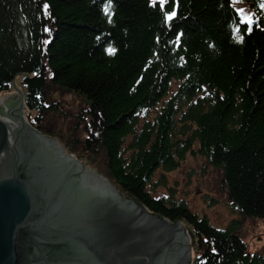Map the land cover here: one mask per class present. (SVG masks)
<instances>
[{
  "label": "trees",
  "instance_id": "1",
  "mask_svg": "<svg viewBox=\"0 0 264 264\" xmlns=\"http://www.w3.org/2000/svg\"><path fill=\"white\" fill-rule=\"evenodd\" d=\"M106 6L0 0V93L22 75L26 119L54 137L42 126L58 109L47 64L52 83L87 102L78 112L84 135L68 152L102 159L122 197L179 221L190 264H264L240 235V218H264V0H111L110 17ZM188 156L219 170L237 213L224 227L166 184ZM159 186L167 193L155 195Z\"/></svg>",
  "mask_w": 264,
  "mask_h": 264
},
{
  "label": "water",
  "instance_id": "2",
  "mask_svg": "<svg viewBox=\"0 0 264 264\" xmlns=\"http://www.w3.org/2000/svg\"><path fill=\"white\" fill-rule=\"evenodd\" d=\"M23 106L19 91L10 150L0 118V264H188L191 236L179 221L122 197L109 180L112 191L83 183V163L69 152L72 160L57 159L40 141L58 140L32 126Z\"/></svg>",
  "mask_w": 264,
  "mask_h": 264
},
{
  "label": "rangeland",
  "instance_id": "3",
  "mask_svg": "<svg viewBox=\"0 0 264 264\" xmlns=\"http://www.w3.org/2000/svg\"><path fill=\"white\" fill-rule=\"evenodd\" d=\"M239 13L242 20L249 19L248 14L241 9ZM45 68L48 99L54 101L58 109L57 111H50L43 117L42 126L47 130L49 135L54 136L52 138L58 140L65 152L68 153L66 145L72 147L74 145L73 139L76 136L81 138L84 135L82 127L84 121L79 119L80 114L78 112H81L86 107L87 102L83 95L78 94L75 90L52 83L49 79L50 69L47 64ZM22 77V75H17L14 78L13 81L16 89L12 86L11 90L0 93V97H5L4 102L0 103L1 115L4 116L8 110L16 108L19 91L23 93L22 90L24 89L21 82ZM16 113L20 112L17 111ZM21 114L25 118L24 106L21 109ZM40 142L45 141L42 140ZM52 148L55 149L53 145ZM59 155L57 159H62V156L60 155V158ZM72 155L79 158L76 152ZM79 160L90 170L109 180L106 175L107 169L102 159L98 158L93 163H87L86 158H79ZM158 176L159 173H156L154 179L157 180ZM165 180L166 184L170 188H173V194L177 199H184L191 210L197 212L199 215H205L216 227H224L231 218L237 216V213L226 200L222 191L219 170L206 164L203 159L188 156L179 168L166 172ZM88 181L89 179L83 176V183H89L90 181ZM165 193H167V188L159 186L154 194ZM142 219L143 217L140 216V220ZM240 221V235L247 243L249 250L264 253V218L243 217L240 218ZM139 222H135L134 226H137ZM192 259L191 249L188 264H190Z\"/></svg>",
  "mask_w": 264,
  "mask_h": 264
},
{
  "label": "bare ground",
  "instance_id": "4",
  "mask_svg": "<svg viewBox=\"0 0 264 264\" xmlns=\"http://www.w3.org/2000/svg\"><path fill=\"white\" fill-rule=\"evenodd\" d=\"M5 100V97H0V103H3ZM0 118L3 119L5 122H6V125H7V130L9 131V140H8V144H7V148L10 150L12 149V141H13V134L15 133V130L17 129V127L21 124V121L20 119L15 116L14 114H11L9 112V110L7 111V113H5V115H1L0 114ZM39 136V135H38ZM45 142H52V145L58 149L60 155L62 156V158L64 159H71V157H69L67 155L66 152H64L62 150V148L60 147L59 143L54 141V140H49V139H46V138H43ZM72 160V159H71ZM82 164V163H81ZM78 168H83V176L87 177H92L93 180L97 183H93V182H90V183H87L91 186H96L100 189H104V190H108V191H112L108 185V182H107V178L106 180L100 176H98L97 174H95L94 172H91V170L89 168H87V166L83 165L82 166H77ZM111 183V182H110ZM112 184V183H111ZM143 216V215H141Z\"/></svg>",
  "mask_w": 264,
  "mask_h": 264
},
{
  "label": "snow or ice",
  "instance_id": "5",
  "mask_svg": "<svg viewBox=\"0 0 264 264\" xmlns=\"http://www.w3.org/2000/svg\"><path fill=\"white\" fill-rule=\"evenodd\" d=\"M165 2H166V0H160L161 4H163ZM44 7H45V9H47V7H48L47 4H45ZM110 10H111V0H107V6L105 7L104 11H105L106 15H109V17H110ZM174 15H175V12L167 14L166 19H171ZM45 30L48 31V29H45ZM109 51L110 52L114 51V49H110Z\"/></svg>",
  "mask_w": 264,
  "mask_h": 264
}]
</instances>
